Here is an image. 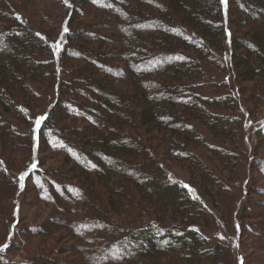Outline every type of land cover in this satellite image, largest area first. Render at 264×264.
<instances>
[{
	"label": "trees",
	"instance_id": "trees-1",
	"mask_svg": "<svg viewBox=\"0 0 264 264\" xmlns=\"http://www.w3.org/2000/svg\"><path fill=\"white\" fill-rule=\"evenodd\" d=\"M56 1L45 9L0 0V158L15 172L20 139L64 154L56 173L18 171L42 185V201L61 215L27 228L44 242L56 239L30 264H60L72 253L75 263L94 264L116 248L99 264H224L227 247L202 234L203 209L167 168L176 161L219 202L218 168L227 173L222 167L236 154L200 127L234 143L242 124L229 113L246 92L254 93L247 110L251 100L264 101V0ZM59 65L67 78L50 111L36 135L21 133L9 117L25 119L24 108L34 109L36 89L51 87ZM209 70L232 77L212 86L227 92L203 93ZM97 223L100 231L86 228ZM138 240L133 255L124 251Z\"/></svg>",
	"mask_w": 264,
	"mask_h": 264
},
{
	"label": "rangeland",
	"instance_id": "rangeland-1",
	"mask_svg": "<svg viewBox=\"0 0 264 264\" xmlns=\"http://www.w3.org/2000/svg\"><path fill=\"white\" fill-rule=\"evenodd\" d=\"M99 1L97 0V2ZM36 2L45 9L49 4H53L50 6L54 7L58 3L56 0H34V3ZM23 20L26 21V15ZM227 48L226 45L225 51ZM220 55L223 59L227 58L222 53ZM50 58L46 57V59ZM142 67L141 64H137V69L141 70ZM56 70L55 79H52L54 81L48 90L36 89L40 98L34 109L24 108L23 118L25 117V119L9 117L10 123L15 125L21 133L31 137L36 135L37 127L43 122L55 102L56 87L59 80L67 78L60 65ZM208 74L209 79H205V83H207L205 90L208 92L203 90L204 94L227 92V89L223 87L212 86L216 82H222L223 79L227 84L231 83L232 77L228 79L227 76L213 70H209ZM249 84L247 83V85ZM234 93L237 95L235 88ZM245 94V98L248 96L251 98L254 93L246 92ZM237 96L240 97L239 94ZM245 98L243 100L244 105L241 98V103L237 104V110L229 113L231 116L239 118L242 124L241 129H238L234 143L230 140L217 139L205 128L200 127V130L212 144L227 147L236 154L231 156L234 161L233 164L229 162L222 167L227 173L218 168L217 175L220 182L214 188V194L219 202L215 203L210 196L205 195L200 185L193 182V179L191 180L190 172L176 161H173L167 168L171 178L185 187L194 202L203 209L205 225L202 226L203 228L199 227L202 234L209 238L213 245L222 243L227 247L224 264H264V101L255 103L251 100L254 106L247 110ZM20 140L22 145L25 144V147L20 151L18 150L19 153L14 163L15 172L8 169V164L0 158V170H5L3 173L0 171V264H30L29 260L37 257L35 255L40 252L42 246L53 245L56 243V239L55 241L50 239L44 242L38 236L29 235L27 228L41 224L54 215L61 216L53 203L42 201V196L37 192V188L41 189L42 185L37 186L35 183L32 184L33 182H25L22 178L24 176L18 174V171L20 167L24 170L27 166L24 172L32 167L40 168L43 173H56L64 154L57 153L56 149L45 151L35 147L34 150L33 145L29 146L28 140ZM44 140L52 143L54 147L59 146L57 141L49 140L47 136H44ZM198 152L206 165H213V163L211 165L213 155L202 149ZM34 156L36 157L34 158ZM35 161L39 163H35ZM33 164L36 166L33 167ZM232 166L235 167L234 175L229 176L228 173ZM129 169H134V165ZM56 206L60 207V205ZM245 208L247 211L250 208L253 211L249 210V214ZM246 214H249L248 217ZM24 226L25 228H22ZM102 227L97 223L88 224L86 228H90L91 231H100L99 229ZM86 228L76 227L80 234L88 232L89 230ZM140 242L141 240L124 244V251L126 250L133 255V251L135 252V248ZM115 254H118L117 248L110 250L104 258L99 256L95 258L94 256L93 259L96 260L94 264H99L102 260L113 259ZM61 256L64 257L65 255ZM74 257V253L69 254L66 257L67 261L60 264H78L73 261ZM88 262L84 264H88ZM38 264L41 262L39 261Z\"/></svg>",
	"mask_w": 264,
	"mask_h": 264
},
{
	"label": "snow or ice",
	"instance_id": "snow-or-ice-1",
	"mask_svg": "<svg viewBox=\"0 0 264 264\" xmlns=\"http://www.w3.org/2000/svg\"><path fill=\"white\" fill-rule=\"evenodd\" d=\"M93 2H97V0H93ZM224 2L226 3V2H227V0H224ZM37 124H39V121H37ZM32 166H33V167H35L36 165H35V164H33Z\"/></svg>",
	"mask_w": 264,
	"mask_h": 264
}]
</instances>
